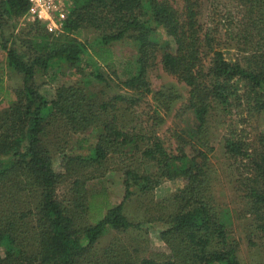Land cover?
I'll use <instances>...</instances> for the list:
<instances>
[{
  "label": "trees",
  "instance_id": "16d2710c",
  "mask_svg": "<svg viewBox=\"0 0 264 264\" xmlns=\"http://www.w3.org/2000/svg\"><path fill=\"white\" fill-rule=\"evenodd\" d=\"M69 1L59 34L35 20L18 47L8 46V37L31 3L0 0L1 47L8 67L23 78L14 92L0 80V105L6 104L0 109V264H240V243L214 197L211 139L213 129L225 127L227 177L249 236L264 239V135L250 142L245 130L264 111V0H178L180 8L171 0ZM82 30H92L102 48L135 43L133 71L117 80L120 92L111 96L75 84L58 87L47 100L34 77L56 64L82 70L90 59L89 46L75 36ZM158 63L187 87L184 109L195 120L192 131L173 133L171 147L155 131L122 123L152 95L148 75ZM94 78L109 85L99 72ZM89 132H96L94 145L85 154L63 155L56 172L53 157L62 145L47 139ZM111 162L123 177V198L89 224L86 182ZM176 180L184 185L169 200L172 211L163 202L143 208L148 214L155 208L148 221L161 224L166 245L165 253L146 257L139 238L147 221L134 223L126 206ZM109 230L117 237L101 246Z\"/></svg>",
  "mask_w": 264,
  "mask_h": 264
},
{
  "label": "rangeland",
  "instance_id": "374dc122",
  "mask_svg": "<svg viewBox=\"0 0 264 264\" xmlns=\"http://www.w3.org/2000/svg\"><path fill=\"white\" fill-rule=\"evenodd\" d=\"M171 1L174 2L177 8L181 7V3L178 0ZM60 4L63 5L67 15L71 6L70 1L60 0ZM35 20L38 19L27 15L17 21L15 28L12 30V36L8 37V46L14 43L16 46L21 47L22 44L20 43L26 37L27 25ZM159 32L162 35V44L165 46L168 41L163 36V31ZM75 36L80 42H84L89 46L90 59L85 62L83 69L79 70L77 67L56 64L48 72L38 73L34 77V86L47 100L53 98L54 91L58 87L75 84L87 87L91 93L99 96L101 92H104L106 96L119 93L120 90L116 84L118 81L124 80L130 71H133V64L137 54L135 43L124 40L107 48H102L96 46V34L92 30H82ZM6 56V51L2 49L0 41L1 83L9 91H18L22 89L23 78L8 67ZM97 72L105 77L109 85L95 80L94 74ZM148 78L152 95L131 116H128L127 119L125 118L122 123L127 129H135L138 132L155 131L165 146L171 147L174 142L171 136L175 131H192L195 126L193 116L184 109L188 99V89L184 84L164 72L159 63L150 70ZM160 93H163L165 98L159 96ZM3 105H0V109L5 107ZM154 117L158 118V123L154 122ZM245 130L250 142H255L259 136L264 135V111L250 120L246 124ZM225 134V127L213 129L211 143L215 151L210 155V165L213 176L217 179L214 184V197L222 210V217L227 223L230 237L240 243L238 255L240 264H264V239L259 236H249L251 229L249 228V222L244 219L243 204L234 194L233 183L227 177L231 171L227 168L224 155L223 138ZM54 138L52 134L47 140L52 142L50 145H53V142H60L62 145L61 154H54L53 157L54 169L56 172H61L62 156L87 153L96 142V132L72 136L70 139H64L63 141ZM66 141L67 143H65ZM186 150L190 155L194 153L192 148ZM183 185L184 182L181 180L164 181L147 198L138 199L133 197L127 204V213L134 223L147 221L142 232H140L141 238L137 236V232L127 234V236H132V239L139 238V241L144 239V243H141L146 249L144 254L146 257L157 253H165L166 245L159 239V233L163 229L161 224L155 220L148 221L151 216L150 212H154L155 208L150 209L148 214V210L145 211L143 209L144 206L149 205L150 208L163 202L165 208L167 207L172 211L174 207L169 203V200ZM63 189L64 186L59 189V192H62ZM85 189L89 198L87 219L89 224H93L94 221H98L104 216L108 207L117 205L123 198V177L119 169H117L116 162H111L108 171L100 178L86 182ZM115 237H117V234L109 230L101 239V246L107 245ZM120 238H123V235Z\"/></svg>",
  "mask_w": 264,
  "mask_h": 264
},
{
  "label": "built area",
  "instance_id": "2783aa9c",
  "mask_svg": "<svg viewBox=\"0 0 264 264\" xmlns=\"http://www.w3.org/2000/svg\"><path fill=\"white\" fill-rule=\"evenodd\" d=\"M31 8L27 15L36 17L45 25L46 30L54 35L61 32L66 18V10L60 0H29Z\"/></svg>",
  "mask_w": 264,
  "mask_h": 264
}]
</instances>
